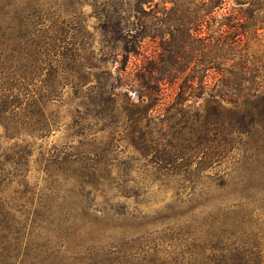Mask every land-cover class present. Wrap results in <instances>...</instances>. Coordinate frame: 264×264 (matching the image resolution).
<instances>
[{"label":"trees","instance_id":"trees-1","mask_svg":"<svg viewBox=\"0 0 264 264\" xmlns=\"http://www.w3.org/2000/svg\"><path fill=\"white\" fill-rule=\"evenodd\" d=\"M160 1L0 0V264H264V0Z\"/></svg>","mask_w":264,"mask_h":264},{"label":"rangeland","instance_id":"rangeland-1","mask_svg":"<svg viewBox=\"0 0 264 264\" xmlns=\"http://www.w3.org/2000/svg\"><path fill=\"white\" fill-rule=\"evenodd\" d=\"M156 1L159 2L160 0H156ZM159 3H160L159 8L163 7L164 3H162L161 1ZM232 4L236 5V3L234 1ZM167 5L170 7L173 5V3L168 2ZM85 13H87V15H90L92 13V7L91 6L85 7ZM161 15L162 14L159 13V16H161ZM95 22H96V19L94 17H89V24H90L91 31H93L92 26L94 25ZM262 32H263L262 40H263V44H264V31H262ZM96 35H97V33H96ZM97 38H98V35H97ZM150 43H147L148 45H150L148 51L152 52V49H153L152 46L153 45ZM255 45H257V44H255ZM109 66H110V64H109ZM130 66H131V64H130ZM117 67L118 68L121 67L120 62L115 63V68H117ZM130 69H131V67H130ZM130 69H128V70H130ZM175 92H176V87L165 86V89L163 92L164 93L163 94V101L166 104L170 103L175 96ZM131 94L133 95L134 98H136L134 92H131ZM65 98H66V101L61 106L56 107L58 109V111L60 112V115H61V118H62V121L64 122V124L69 123L71 121V114H72L71 113L72 112V106L68 103L69 100H68L67 96ZM64 127L65 126H63V128L61 130L54 131L53 134L50 137H48L47 139H45L44 141H42V142L39 141V144L41 142V143H43L44 147L48 148L54 144L63 145L65 143H69L70 140L67 138V133H66ZM71 141H72V143H75V144L77 143V139H72ZM37 152L38 151L35 152V156H36ZM32 175L36 176L37 172L34 170L32 172Z\"/></svg>","mask_w":264,"mask_h":264}]
</instances>
